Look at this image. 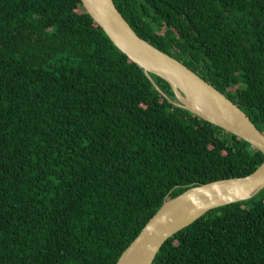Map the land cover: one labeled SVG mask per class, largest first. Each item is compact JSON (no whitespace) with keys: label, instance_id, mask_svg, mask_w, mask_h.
Masks as SVG:
<instances>
[{"label":"trees","instance_id":"1","mask_svg":"<svg viewBox=\"0 0 264 264\" xmlns=\"http://www.w3.org/2000/svg\"><path fill=\"white\" fill-rule=\"evenodd\" d=\"M134 32L264 133V0H112ZM79 0H0V264H115L164 201L263 154L175 106ZM153 264H264V189Z\"/></svg>","mask_w":264,"mask_h":264},{"label":"water","instance_id":"2","mask_svg":"<svg viewBox=\"0 0 264 264\" xmlns=\"http://www.w3.org/2000/svg\"><path fill=\"white\" fill-rule=\"evenodd\" d=\"M83 11L111 43L149 78L165 80L175 106L246 141L264 157V133L237 104L181 62L141 39L112 0H79ZM264 189V159L250 174L192 186L166 200L121 253L115 264H153L165 242L208 211L246 201Z\"/></svg>","mask_w":264,"mask_h":264}]
</instances>
